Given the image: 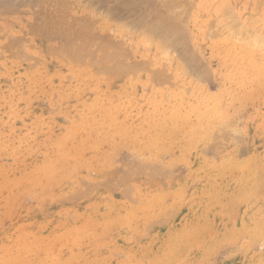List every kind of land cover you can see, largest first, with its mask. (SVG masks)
Returning a JSON list of instances; mask_svg holds the SVG:
<instances>
[{
	"label": "rangeland",
	"instance_id": "rangeland-1",
	"mask_svg": "<svg viewBox=\"0 0 264 264\" xmlns=\"http://www.w3.org/2000/svg\"><path fill=\"white\" fill-rule=\"evenodd\" d=\"M20 1L19 7V0H0V256H5L4 261L15 264L13 257L19 258L16 245L22 235L30 243L37 240L40 247L41 238L42 242L51 240L48 242L51 251H38L33 263L67 252L69 255L71 242L79 238H72L61 226L75 228V223L93 218L99 220L97 228H100L97 238L90 237L82 244L90 245L83 254L96 255L108 264H190L194 260L197 264H264V0H125L132 2L129 3L132 6L136 4L135 9L118 16L120 20L131 19V23L126 19L120 23L118 18H114L118 22H111L115 2L120 5L123 0L103 1V5L96 0H44L48 1L47 6L42 0L41 5L47 7L44 16L56 19L50 23L47 19L49 25L41 24L46 20L38 12L46 9L43 5L42 9L39 1ZM91 2L95 4L91 6ZM58 15L65 16L63 22L76 33L92 31L90 35L98 31L100 36H93L94 43L86 41L87 44H82L84 48L74 40L83 49L96 50L100 45L97 41L104 42L107 37L105 44L111 45L110 56L115 57L113 62L117 60V71L123 67L122 72L127 70V74L119 70L115 75L113 69H105L109 63L101 65V70L115 73L105 75L99 71V65L89 64L88 56L73 62V56L66 58L67 54L57 53L60 44H64L61 36L67 37L66 29L60 35L55 34L60 28L52 23L59 24ZM88 15L95 21H90L91 25L95 24L86 25L90 24L86 20L82 27L73 26ZM146 15L149 22L144 19ZM143 21L150 25L143 26ZM159 26L163 30L168 27L166 31L173 27L167 31L172 38L169 41H174L171 48L181 47L182 53H174L178 51L176 48L172 49L175 50L172 55L171 50L164 54L168 57L159 52L162 40L158 42L154 38L157 34L151 33ZM46 27L56 28L48 30L52 36L45 34ZM150 27L152 31L147 33L146 28ZM74 33L73 39L82 37ZM150 33L149 38L146 35ZM73 39L68 41L74 43ZM254 40H258L256 45ZM112 46L113 50L121 49L122 53L118 51L121 56L115 54L117 51L113 53ZM51 47L58 51H50ZM102 50L93 52L98 55L105 52ZM110 56L105 57L109 60ZM96 103L98 107H94ZM111 103L123 108L111 113L113 108L108 106ZM189 104L197 105L201 111L190 109L182 118L185 122L176 127L164 145L148 150L139 141L127 140V128L132 124L140 125L149 115L166 112L172 105L180 111ZM208 105L217 108L208 109ZM105 114L114 115L108 119L118 121L127 114L129 126L122 124L118 130L126 140L108 132L105 135L108 129L102 123ZM87 116L93 126L79 128L74 120L81 121ZM56 142L62 145L61 149ZM61 157H66L67 175L59 169ZM51 161L53 166L45 168ZM37 169L43 182L28 192L29 176ZM109 173L117 175L112 178ZM18 184L20 187L23 184L20 191ZM15 191L17 199L11 204L9 200ZM148 208L153 210L149 212L154 217L148 218ZM113 209L122 211L120 215L126 214L127 221L117 224L106 220ZM143 218L149 219L148 224L134 229L138 219ZM186 222L192 239L177 246L157 244ZM94 241L95 247L91 246ZM175 253L174 259L169 257ZM126 254L129 256L124 258ZM69 262L95 261L88 258Z\"/></svg>",
	"mask_w": 264,
	"mask_h": 264
},
{
	"label": "bare ground",
	"instance_id": "bare-ground-1",
	"mask_svg": "<svg viewBox=\"0 0 264 264\" xmlns=\"http://www.w3.org/2000/svg\"><path fill=\"white\" fill-rule=\"evenodd\" d=\"M9 1V0H8ZM36 1H39V3L42 1V0H36ZM36 1H34V2H36ZM92 1H94V0H92ZM109 2V0H96V3H98V4H102V2ZM113 1V0H112ZM118 1V0H117ZM120 1V0H119ZM122 1V0H121ZM123 1H125V0H123ZM122 1V2H123ZM133 1V0H132ZM137 1V0H136ZM140 1V0H139ZM20 0H19V7L21 6L20 5ZM28 2V1H27ZM26 2V3H27ZM48 2V1H47ZM47 2L46 1H42V3H46V6L48 5L47 4ZM121 2V4L120 5H117V4H119V3H117V2H115L116 3V9L115 10H111L112 12H114L111 16H113V18H111L112 20H111V22H113L114 23V21L115 22H118V20H114V18H118L119 19V17L120 16H122V15H128V14H130V12H133V10L135 9V8H133V6L134 5H136V4H133V6H132V4H129V3H132V2H130V1H125V2H127V3H122ZM37 4H38V2H36ZM92 3V2H91ZM90 3V4H91ZM113 4H114V2H112ZM142 4H143V2H141ZM140 3V4H141ZM1 4V3H0ZM12 5H13V1H12V3H11ZM10 4V5H11ZM21 4H22V2H21ZM35 5V6H37L38 7V5ZM61 4H63V2L61 3ZM70 4H71V1H70ZM95 3H92L91 4V6L92 5H94ZM97 4V5H98ZM138 4V3H137ZM141 4V5H142ZM167 4V3H166ZM227 4V3H226ZM40 5H41V3H40ZM43 5V4H42ZM42 5H41V7H42ZM50 5H52V3H50L49 2V6ZM56 5V4H55ZM58 5V4H57ZM64 5V4H63ZM103 5V4H102ZM173 5V4H172ZM174 5H175V3H174ZM7 6H8V4H7ZM44 7H45V5H43ZM65 6V5H64ZM105 6H106V4H105ZM111 6V5H110ZM139 6V5H138ZM166 6V5H165ZM164 6V7H165ZM169 6V8H170V6L171 5H167V7ZM1 7V6H0ZM4 7H6V6H4ZM44 7H42V9L44 8ZM51 7H53V6H51ZM112 7V6H111ZM110 7V8H111ZM141 7V6H140ZM47 7H45V9H46ZM67 8V7H66ZM69 8L71 9V7L69 6ZM69 8H67V9H69ZM107 8V7H106ZM109 8V7H108ZM109 8V9H110ZM53 9V8H52ZM66 9V10H67ZM112 9V8H111ZM164 9V8H163ZM162 9V10H163ZM170 9H173V8H170ZM169 9V10H170ZM49 10V9H48ZM61 10V9H60ZM65 10V11H66ZM141 10H142V7H141ZM141 10H139L140 12H138V11H136V12H138L140 15H141ZM160 10V9H159ZM165 10V9H164ZM174 10V9H173ZM42 11V12H41ZM44 11V12H43ZM53 11V10H52ZM47 12V9L46 10H40L39 9V12H38V14L39 13H46ZM55 12H60V11H58V10H56ZM63 12V11H62ZM161 12V11H160ZM228 12V11H227ZM233 12V11H232ZM36 13V12H35ZM138 13H137V15H138ZM143 14L144 13H146V12H142ZM166 13V12H165ZM37 14V13H36ZM44 14H43V17L45 18V20L47 21V19H48V21H49V23H50V21H53V20H56L52 15V17H53V19H51L52 17L49 15V16H44ZM47 14V13H46ZM62 14V13H61ZM64 14V13H63ZM136 14V13H135ZM35 15V14H34ZM66 15V14H65ZM68 15H69V13H68ZM84 15V14H83ZM90 15V14H89ZM88 15V17H90ZM118 15H120V16H118ZM134 15V14H133ZM137 15H136V17H137ZM169 14H167V16H168ZM175 15H176V13H175ZM42 16V15H41ZM40 16V17H41ZM61 16V15H60ZM115 16V17H114ZM118 16V17H117ZM142 16V15H141ZM141 16H139V17H141ZM166 16V17H167ZM174 16V15H173ZM46 17H48V18H46ZM87 16H86V19L85 20H83V21H81V19H80V21L83 23V24H81V22L79 23V24H73V26H77V25H79L78 27H80V25H81V27L83 26V25H85L86 24V20H87V23H88V21L90 22H92V20L93 19H91V17L90 18H88ZM95 17H96V15H95ZM128 17V16H127ZM146 17H148V15H146L145 17H144V19L146 18ZM154 17H156V16H154ZM178 17V16H177ZM39 18V17H38ZM50 18V19H49ZM59 18V19H58ZM63 18H65V16L63 17V15H62V17H59V15H58V17H57V20H58V22H59V24H62V23H64L63 21L65 20V19H63ZM78 18V17H77ZM81 18V17H80ZM84 18V17H83ZM82 18V19H83ZM91 19V20H88V19ZM123 18V17H122ZM138 18V17H137ZM149 18V17H148ZM157 18H158V16H157ZM160 18V17H159ZM167 18H170L169 16L167 17ZM166 18V19H167ZM179 18L181 19V17L179 16ZM61 19H63V20H61ZM74 19V18H73ZM108 19H110V18H108ZM124 19H126V17L124 18ZM124 19H119L120 20V23H122V21L124 20ZM151 19V18H150ZM161 19V18H160ZM164 19H165V17H164ZM77 20V19H76ZM99 20V19H98ZM107 20V19H106ZM127 20H129V21H127ZM139 20V19H138ZM147 20V18L145 19V21ZM154 20H156V18H154ZM163 20V19H162ZM172 20H173V18H172ZM172 20H169L170 22L172 21ZM223 20H225V19H223ZM45 21V22H46ZM48 21H47V23H45L44 22V20H43V23H41L42 25L44 24H47V25H49V23H48ZM94 21V20H93ZM126 21L129 23H131V19H126ZM142 21V20H141ZM166 22H169V21H167V20H165ZM54 22H57V21H54ZM73 22V21H72ZM75 22H77V21H75ZM75 22H73V23H75ZM79 22V21H78ZM85 22V23H84ZM91 22H90V24L88 23V24H86V25H89V26H92L93 24H95V23H92V25H91ZM95 22V21H94ZM126 22V25L125 26H127V28L125 29V30H127L129 27V25H127L128 23ZM144 22V21H143ZM146 22H149V19L146 21ZM146 22H144V25L143 26H145L147 23ZM151 22V21H150ZM175 22V21H174ZM180 22V21H179ZM40 23V22H39ZM52 23V22H51ZM71 23V22H70ZM97 23V22H96ZM107 23H109V20H107ZM173 23V22H172ZM171 23V24H172ZM55 25V27L57 26V28H60V30L59 29H56V28H54V27H48V28H50V29H48L47 27V29H46V32L48 31V30H54V29H56L55 31L56 32H59V33H55L54 31H53V33H55V34H59L60 35V32L62 33V30H63V33H64V30L66 31V36L67 37H63L65 34H63L62 36H61V38H63V39H61L62 41H64V42H61V43H64V44H60V40L58 41L59 42V44H60V46H61V49L58 51V50H56L55 48L54 49H52L53 47H51V49H50V51H53L54 52V50H55V52H57V53H61V55H62V52L64 53V54H67V55H64V56H66V58H67V56L68 57H71V56H73V62H74V60H76L77 62L78 61H83L82 60V58L84 59L85 57L87 58V56L89 57V59L91 60V63H89L90 65H92L93 64V67H94V65H99V67L101 66V65H106V64H109L110 63V66L109 67H107V68H105V69H113L115 72H113L112 71V73H115V75L117 74V72L120 70L121 72L120 73H125V74H127V70L125 71V70H123V72H122V68L123 67H121V69H119L118 71H117V68H119L118 67V63H117V60H116V63L115 62H113V61H115V57H112V56H110V55H112V53H111V50L109 49V48H111V45H109L108 43L107 44H105L106 43V38H104V42H102V41H100V42H102V43H100L99 41H97V40H99V37H98V39L97 40H95V41H97V44H100V45H102V48H101V46L100 45H98V47H97V44L95 43L94 44V46L96 45V47L97 48H101L100 49V51H99V49H97L96 48V50H89L88 48H86V47H88V46H85V48L86 49H88V52L86 51V49H83L84 47V45H82V44H87V42L89 43V41L91 42V43H94V38H95V35L97 34V32H96V34L95 33H93V34H90L89 35V33H92V31L91 32H87V31H85L84 33H88L87 35L88 36H85L84 35V33H82L83 35H81V33H76L75 32V30H74V28L72 29L69 25V27L71 28V29H69V27L68 26H66L68 23H64V24H62V25H59L58 23L56 24V23H52V25ZM66 24V25H65ZM134 24V23H133ZM174 24V23H173ZM175 24H176V22H175ZM66 26V27H64V26ZM142 25V24H141ZM140 25V26H141ZM149 25H150V23H149ZM149 25H146V26H149ZM120 26H122V24L120 25ZM130 26H132V27H136V26H133V25H131L130 24ZM145 26V27H146ZM164 26V25H163ZM172 26V25H171ZM27 27V26H26ZM170 27V26H169ZM36 28V27H35ZM35 28H30L31 29V31H33ZM54 28V29H53ZM68 28V29H67ZM90 28H92V27H90ZM122 29H123V27H121ZM131 28V27H130ZM142 28H144V27H142ZM149 28V27H148ZM155 28H157V27H155ZM153 29L154 30V32L151 30L152 28L150 27V31L149 30H147V28H146V32L147 33H149V32H151L152 34H157L156 35V37H154V38H156V39H158V42L160 41V40H162V41H160V42H162L163 43V45L162 44H158L159 46L160 45H162V46H160V48H158V50H159V52H161L162 53V55L163 56H165L164 54H166V52L167 53H169V51L171 50V55H172V51L174 52L175 50H172L173 48H171L172 47V44H174L173 42H171V41H169V38L172 40V38L171 37H169V35L168 34H170L169 32L167 33V31H170L173 27H171V28H169L167 31L165 30V29H167V28H165L164 27V30H163V27H161V26H159L158 27V30L157 29ZM179 28H180V26H179ZM37 29V30H36ZM35 30L36 31H38V32H42V30L41 29H39V28H36ZM40 31H39V30ZM92 29H94V26H93V28ZM133 29V28H132ZM140 29V28H139ZM139 29H137L136 31L137 32H139L138 30ZM145 29V28H144ZM34 30V31H35ZM51 30V31H52ZM124 30V29H123ZM124 30V31H125ZM72 31V32H71ZM75 33H74V32ZM141 31V30H140ZM173 31V30H172ZM174 31H175V28H174ZM174 31H173V33H174ZM243 31V30H242ZM109 32V31H108ZM112 32V31H111ZM123 32V31H122ZM141 32H143V30L141 31ZM145 31H144V33H146ZM237 32V31H236ZM235 32V33H236ZM43 33V32H42ZM72 33H74L75 35H77V36H79L80 37V35L82 36V37H84V39H85V42H84V39L81 37V38H79V39H73V37H72ZM146 33V34H147ZM151 33L150 34H148V35H146V36H148L149 37V35H151ZM243 33V32H242ZM45 34H47V36H49L48 34H50V31H48L47 33H45ZM68 34H70L69 36H68ZM72 34V35H71ZM51 35V34H50ZM74 35V38L76 37L77 38V36H75ZM111 33H110V36H108V39H109V37H111ZM142 35H143V33H142ZM253 35V34H252ZM52 36V35H51ZM50 36V37H51ZM70 36H71V38L73 39V41L75 40V41H79L78 43H80L79 45H81L83 48H81V46H79L78 45V43L77 42H75L74 41V43H71V41L69 42L68 40L69 39H71L70 38ZM93 36H94V38H93ZM96 36H100V35H96ZM144 36V35H143ZM142 36V37H143ZM145 36V37H146ZM157 36H158V38H157ZM171 36V35H170ZM258 36V35H257ZM88 37V38H87ZM93 38V39H91V38ZM151 37H153V35L151 36ZM173 37H175L174 35H173ZM240 37H241V35H240ZM249 37H251V36H249ZM253 37V36H252ZM48 38V37H47ZM54 38H56V37H54ZM66 38V39H65ZM68 38V39H67ZM102 38H103V36H102ZM150 38V37H149ZM153 38V39H154ZM177 38V37H176ZM49 39V38H48ZM83 41H82V40ZM91 39V40H90ZM160 39V40H159ZM254 39V38H253ZM256 39V38H255ZM257 39H259L258 37H257ZM263 39V41H264V38H262ZM13 40V39H12ZM81 40V41H80ZM89 40V41H88ZM234 40V39H233ZM261 40V39H260ZM260 40H259V42H260ZM46 41H49V40H47L46 39ZM54 40H52V42H53ZM56 41V40H55ZM87 41V42H86ZM146 42H150V41H147V40H145ZM157 41V40H156ZM255 41V40H254ZM17 42V41H16ZM110 42H112V41H110ZM155 42V41H154ZM251 42V41H250ZM249 42V43H250ZM253 42V41H252ZM256 42H258V40H256L255 41V45L257 44ZM13 43V42H12ZM55 44H57V42H54ZM75 43H77V44H75ZM116 43V42H115ZM242 43V42H241ZM59 44H57L56 46L57 47H59ZM73 44V45H72ZM146 44H149V43H146ZM175 44H176V42H175ZM254 44V43H253ZM75 45V46H74ZM76 45H77V47H76ZM93 45V44H92ZM176 45H179V44H176ZM246 45V44H245ZM262 45V44H261ZM79 46V47H78ZM89 46L91 47V45L89 44ZM94 46H92V48L94 47ZM103 46H104V48H103ZM105 46L106 47H108V51H110L109 53H107L108 51L105 49ZM110 46V47H109ZM156 46H157V44H156ZM173 46H175V45H173ZM258 46H260V44L258 45ZM262 46H264V43H263V45ZM77 49H76V48ZM120 48H122L121 46H119ZM177 47V46H176ZM175 47V48H176ZM78 48H80V50H81V53H83L82 55H81V53H80V50L78 49ZM174 48V49H175ZM180 49H178V48H176V49H178V51H175L174 53H182V52H180V50H182L181 49V47H179ZM256 48H257V46H256ZM58 49V48H57ZM103 49V50H102ZM115 49H116V47H115ZM259 49V48H258ZM101 50H102V52L103 51H105V52H103V53H98V55H97V53H96V55L94 54L95 52H101ZM112 50H113V46H112ZM122 50H123V48H122ZM61 51V52H60ZM87 53H89V55H87L86 54V52ZM93 51H95V52H93ZM114 52L113 53H115L116 51V53L115 54H119V52L118 51H120L121 52V49L120 50H113ZM126 51H127V49H126ZM125 51V52H126ZM184 51V50H183ZM54 52V53H55ZM105 53H107V54H105ZM111 53V54H110ZM122 53V52H121ZM173 53V54H174ZM85 54V55H84ZM102 54V55H101ZM104 54V55H103ZM108 54H109V60H108V57H105L106 55L108 56ZM115 54H113V56H115ZM125 54V53H124ZM124 54H122V55H124ZM169 54V55H170ZM186 54V53H185ZM184 54V52H183V55L184 56H186ZM20 55V54H19ZM22 55V54H21ZM57 55V54H56ZM183 55L181 56V55H179V56H181V58L183 57ZM91 56V57H90ZM118 56H121V54H119ZM167 57H168V55H166ZM165 56V57H166ZM11 57V56H10ZM62 57V56H61ZM82 57V58H81ZM124 56H122V57H119V58H123ZM189 57V56H188ZM187 57V58H188ZM25 58V57H24ZM63 58V57H62ZM78 58H80V59H78ZM111 58H113L114 60H111ZM185 58V57H184ZM183 58V59H184ZM69 59H71V58H69ZM26 60H28V59H26ZM25 60V61H26ZM87 60V59H86ZM185 60L186 59H184V62H185ZM189 60V59H188ZM254 60H256V59H253V61ZM72 61V60H71ZM75 61V62H76ZM111 61V62H110ZM39 62V61H38ZM63 62V61H62ZM112 62H113V64H112ZM123 62V61H122ZM59 63V62H58ZM120 64V63H119ZM128 64V63H127ZM126 63H125V65L126 66H128ZM132 64V63H131ZM64 65H66V64H64ZM70 65V64H69ZM88 65V64H87ZM129 65H130V63H129ZM114 66V67H113ZM130 66H132V65H130ZM46 67V66H45ZM44 67V68H45ZM98 67V68H99ZM133 67V66H132ZM135 67V66H134ZM137 67V66H136ZM135 67V68H136ZM101 68L103 69V66L102 67H100V72L101 71H103L104 73L106 72L107 74H108V72L106 71V70H101ZM116 69V70H115ZM134 69V68H133ZM137 69V68H136ZM135 69V70H136ZM185 69L187 70H189V68H187V66H185ZM192 69V68H191ZM31 70H33V69H31ZM139 70H142V69H139ZM90 71H91V69H90ZM97 71V70H96ZM98 71V72H99ZM129 71V70H128ZM133 71V70H132ZM131 71V72H132ZM111 72V71H110ZM109 72V73H110ZM134 72V71H133ZM136 72H138V70L136 71ZM106 73H105V75H106ZM112 73H110V74H112ZM96 74H97V72H96ZM110 74L107 76V78L109 79V76H110ZM124 74V75H125ZM134 74H135V72H134ZM133 74V75H134ZM162 74V73H161ZM98 75V74H97ZM112 75H114V74H112ZM121 75V74H120ZM119 75V76H120ZM123 75V74H122ZM66 76V75H65ZM28 77V76H27ZM37 77V76H36ZM44 77V76H43ZM97 77V76H96ZM112 77V76H111ZM110 77V78H111ZM4 78V77H3ZM25 78V77H24ZM57 78V77H56ZM113 78H114V76H113ZM117 78V77H116ZM154 78V77H153ZM36 79V78H35ZM107 79V80H108ZM27 80V79H26ZM25 80V81H26ZM51 80V79H50ZM37 81V80H36ZM93 81V80H92ZM151 81V80H150ZM149 81V82H150ZM24 82V81H23ZM112 82V81H111ZM28 83V82H27ZM91 83V82H90ZM104 83V82H103ZM110 83V82H109ZM151 83V82H150ZM10 89V88H9ZM101 90V89H100ZM8 91V90H7ZM17 91H19V90H17ZM51 95H52V93H51ZM56 95V94H55ZM54 96V95H53ZM164 96V95H163ZM162 96V97H163ZM28 97V96H27ZM51 97V96H50ZM56 98V97H55ZM164 98H165V96H164ZM18 99V98H17ZM49 100H51V99H48V101ZM54 100V99H53ZM157 100V99H156ZM231 101V100H230ZM88 106V105H87ZM99 106V104H94V107H98ZM108 106H110V107H112L113 109L111 110V113L112 112H119L120 110L118 109V108H123V106H121V105H114L113 103H111V104H109ZM217 108L215 105L214 106H207L206 108H208V109H211V108ZM27 108V107H26ZM89 108V107H88ZM86 109H87V107H86ZM154 111H156L157 110V106L155 105L154 106ZM190 109H194V110H199V107L197 106V105H195V104H189V105H187V106H183L182 108H181V110L180 111H177V109H176V107L174 106V105H172L171 107H170V109L169 110H167L166 112H159V113H157V115H149L147 118H145L144 119V121H143V123L142 124H140V125H134L133 126V124H132V126H129L128 125V119L127 118H125L126 117V115L125 116H123L124 118L121 120V121H118V119H113V120H111L112 118H109L108 119V117H110V116H114V115H109V114H105V115H103L102 116V123L103 124H105V125H107L108 126V129H107V131H106V133H105V135L107 134V132L108 133H110V135L112 136V137H117V138H121V139H124V140H126L122 135H121V133H120V131H118L119 130V128H120V126L122 125V124H127L130 128H127V133H126V138H127V140H130L131 139V141H139L142 145H144V147H146V149H148V150H152V149H154V148H158V147H160L159 145H164V143L170 138L169 136L172 134V133H174V130L176 129V127H178V125L179 126H181L182 125V123H184L185 121L183 120L182 121V118H183V116L185 115V114H187L189 111H190ZM203 109V108H202ZM14 110V109H13ZM199 111H201V110H199ZM216 111V110H215ZM70 114V113H69ZM27 115V114H26ZM78 115V114H77ZM121 115V114H120ZM15 116V115H14ZM203 118H204V116H203ZM89 120H90V118H89V116H87L85 119H82L81 121H79V120H74V122H75V124L79 127V128H82V127H86L87 125H90V126H93V124H89ZM98 121V120H97ZM91 122V121H90ZM225 123V122H224ZM43 124H44V122H43ZM218 124V123H217ZM216 124V125H217ZM220 124H221V122H220ZM223 124V123H222ZM219 126H221V125H219ZM44 127V126H43ZM46 127V126H45ZM225 127V126H224ZM198 128V127H197ZM9 129V128H8ZM30 129V128H29ZM83 130V129H82ZM99 130V129H98ZM86 131V130H85ZM228 131V130H227ZM2 132V131H1ZM226 132V131H225ZM195 133V132H194ZM51 134V133H50ZM12 135V134H11ZM196 135V134H195ZM223 135H225V134H223ZM226 136V135H225ZM181 137V136H180ZM194 137V136H193ZM63 138L65 139L66 138V135H64L63 136ZM98 138H99V135L95 138V139H97L98 140ZM174 139V138H173ZM58 141H59V138L57 139ZM24 141V140H23ZM50 141H51V139H50ZM90 141V140H89ZM87 144V143H86ZM56 146H58V148H62V145L61 144H58L57 142H56V144H55ZM22 146V145H21ZM85 147V146H84ZM15 148V147H14ZM24 150V149H23ZM28 150V149H27ZM78 154H79V152H78ZM22 155V154H21ZM42 155V154H41ZM150 155V154H149ZM151 156V155H150ZM132 157V156H131ZM155 157V156H154ZM153 157V158H154ZM20 158V157H19ZM44 158V157H43ZM66 157H61V158H59V164H60V166L61 167H59V169L61 170V172H62V174L64 175H67L68 173V171H67V169H69V168H65L64 169V166L66 165L65 164V162L67 161L66 159H65ZM23 159V158H22ZM134 159V158H133ZM137 160H139L138 158H136ZM116 160V159H115ZM128 160H130V159H128ZM53 161H51V162H47V165L45 166L44 165V167L45 168H47V169H50V167L51 166H53V165H51V163H52ZM131 162V161H130ZM137 162V161H136ZM139 163V162H138ZM158 163V162H157ZM131 164H134L133 162L132 163H128V165L129 166H131ZM136 165V164H135ZM184 165V164H183ZM140 167V166H139ZM138 165H137V170H139L138 168ZM158 167V166H157ZM127 168V167H126ZM129 168V167H128ZM142 168V167H141ZM159 168V167H158ZM39 169V168H38ZM34 170L33 171V173L29 176V181H30V185H28V192H33L34 191V188H38L39 186H40V183H42L43 181L42 180H40L39 179V170ZM161 169H162V167H161ZM158 170H160V169H158ZM167 170V169H166ZM51 171H53V170H51ZM143 171V170H142ZM156 171V170H155ZM136 172V171H135ZM157 172H160V171H157ZM60 173V172H59ZM70 173V172H69ZM93 173V172H92ZM163 173H164V171H163ZM52 174V173H51ZM55 174H56V172H55ZM58 174V173H57ZM109 174H111V173H109ZM118 174H119V172H118ZM165 174V173H164ZM54 174H52V176H53ZM112 175V178H115L114 177V175H117V173H115V174H111ZM125 174H123V176H124ZM36 176H38V178L36 177ZM55 176V175H54ZM106 176H108L107 174H106ZM123 176H121V178L123 179V178H125V177H123ZM167 176V175H166ZM56 177V176H55ZM119 178H120V176H118ZM164 177V176H163ZM42 178V177H41ZM108 178H109V176H108ZM111 178V177H110ZM43 179V178H42ZM44 180V179H43ZM52 180H54V179H52ZM83 180V179H82ZM123 180H125V179H123ZM203 180H205V179H203ZM121 181V180H120ZM50 182V180L48 181V179H47V183L44 181V184L46 183V184H48ZM122 182V181H121ZM195 182H197V181H195ZM108 183V182H107ZM24 184V183H23ZM23 184H22V186H23ZM116 184H119V183H116ZM43 184H41V186H42ZM106 185V184H105ZM122 185V184H121ZM22 186L20 187V184H18V191H20L21 189H22ZM93 186V185H92ZM107 186V185H106ZM116 186V185H115ZM114 186V187H115ZM118 186V185H117ZM129 186V185H128ZM86 187V186H85ZM127 187V186H126ZM128 188V187H127ZM129 188H130V186H129ZM35 189V190H36ZM126 189V188H125ZM80 190V189H79ZM18 191H15L13 194H12V196L10 197V200H9V202H11V204H13V202L17 199L16 198V195H17V192ZM121 191H122V188H121ZM84 192V191H83ZM123 193V192H122ZM91 194V193H90ZM89 194V195H90ZM23 195H25V194H23ZM76 195V194H75ZM123 195V194H122ZM19 196V195H18ZM69 196H70V194H69ZM83 196V195H82ZM124 196V195H123ZM126 196H128V195H126ZM125 197V196H124ZM71 198V197H70ZM126 198V197H125ZM178 198V197H177ZM252 199V198H251ZM197 200V199H196ZM167 201V200H166ZM69 202V201H68ZM180 203V202H179ZM183 203V202H182ZM174 204V203H173ZM176 205V204H175ZM170 209V208H169ZM155 210V209H154ZM149 211H151V212H153V210H149V208H148V218H151V217H154L153 216V214H151ZM156 211V210H155ZM174 211V210H173ZM176 212H177V210H175ZM122 211H120V210H115V209H113V210H111L109 213H108V216L106 217V220H110V221H114L115 223H117V224H123V223H125L126 221H127V218H128V216L126 215V214H123V215H120V213H121ZM245 213V212H244ZM163 214H164V212H163ZM167 214V213H166ZM176 214V213H175ZM168 215V214H167ZM174 216V215H173ZM255 216V215H254ZM253 216V217H254ZM148 218H146V219H138L139 221H138V225H136V226H134V229H137L139 226H142L143 224L145 225L146 223L148 224ZM166 218V217H165ZM162 219V218H161ZM251 220H253V218H250ZM73 220V219H72ZM75 220V219H74ZM161 221H164L163 219L161 220ZM74 222V221H73ZM159 222H160V220H159ZM98 223H99V220L98 221H95V220H93V218H90L89 220H85V222H83V223H81V224H78V223H75V225H76V227L75 228H71L69 225H67V224H64V225H62L61 227H62V229H64L65 231H67V232H69L70 234L69 235H71L72 236V238H79V240H73L72 242H71V250H70V252H69V255H68V252L67 253H65V254H63V255H58L57 257H55V258H52V257H50V259L48 260V261H39L38 263H33V262H31V261H34L35 260V256L37 255V253H38V251H40V250H46V251H51V248H49V243L48 242H51V240H50V238H47V240H48V242H42V238L40 239V243L43 245L42 247H40L39 246V244H37V240H32L31 241V243L29 242V240H28V238L26 239L23 235L22 236H20L18 239H20L21 241L20 242H18V244L16 245V249L17 250H19V252L17 253V255H18V257L19 258H15V257H13V260L15 261V264H68V263H70L69 261L70 260H82V261H86V260H88V258L89 259H92L93 261H95V262H93L94 264H108V262H107V260L106 259H99V258H97L96 257V255H94V256H92V257H86V255L85 254H83V251H86V250H88L89 249V247H90V245L89 244H86V245H82L88 238H90V237H96L97 238V235H98V233H97V231H98V229L100 228H97V225H98ZM156 223V222H155ZM164 223V222H163ZM159 224H161V222L159 223ZM132 225V224H131ZM152 225H153V223H152ZM154 225H156V224H154ZM158 225V224H157ZM147 227H150L151 228V225H149V226H147ZM246 226H244V228H245ZM146 228V227H145ZM147 229V228H146ZM119 230V229H118ZM117 230V231H118ZM147 230H150V229H147ZM227 230H229V229H227ZM116 232V231H115ZM147 232V231H146ZM145 232V233H146ZM225 233V232H224ZM146 234H148V233H146ZM193 234L196 236V232H193ZM110 235V234H109ZM144 235V234H143ZM226 235V234H225ZM135 236H137V235H135ZM142 238V237H141ZM193 238V235L191 234V232H190V229H189V225H188V223L186 222L185 223V225L182 227V228H179L178 230H176V231H173V232H171L170 233V237L169 238H167V239H164V240H159L158 242H157V244H160L161 246H166V245H179V244H183V243H185L186 241L185 240H189V239H192ZM243 239H245V238H243ZM108 240V239H107ZM204 241V240H203ZM245 241V240H244ZM243 241V242H244ZM263 241V240H262ZM48 244V246L46 247L45 246V244ZM261 243V242H260ZM95 245H96V242L94 241V242H91V246H94L95 247ZM250 245V244H249ZM256 245V244H255ZM235 246V245H234ZM243 246V245H242ZM156 247V246H155ZM240 248V247H239ZM243 248V247H242ZM252 248V247H251ZM254 248V247H253ZM252 248V249H253ZM258 248V247H257ZM259 248H261V247H259ZM5 249V248H4ZM6 249H8L7 247H6ZM12 249V248H11ZM10 249V250H11ZM198 250L200 249V248H197ZM249 248H247V250H248ZM95 250V249H94ZM6 251H8V250H6ZM6 251H3V252H6ZM260 251V250H259ZM11 252V251H10ZM16 252V251H15ZM108 253V252H107ZM119 253H121V252H118L117 254H119ZM225 253V252H224ZM239 253V252H238ZM113 254H115V253H113ZM221 254V253H220ZM1 255V254H0ZM4 255V254H3ZM128 254H126L125 256H123L124 258H126V256H127ZM224 255V254H223ZM222 255V256H223ZM234 255V254H233ZM129 256V255H128ZM169 257H171V258H175L176 257V253L175 254H173V255H171V256H169ZM209 257V256H208ZM3 258H5V256H0V264H7L8 263V261H4V259ZM8 258H10V257H8ZM81 258V259H80ZM28 259H30L29 260V262L27 263V260ZM204 259H206V258H204ZM123 261H124V259H123ZM92 263V264H93ZM176 264V263H175ZM190 264H197V261H191L190 262ZM202 264V263H201Z\"/></svg>",
	"mask_w": 264,
	"mask_h": 264
}]
</instances>
